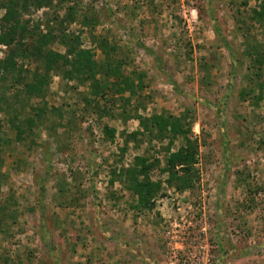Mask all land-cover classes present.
I'll use <instances>...</instances> for the list:
<instances>
[{
  "label": "rangeland",
  "instance_id": "1",
  "mask_svg": "<svg viewBox=\"0 0 264 264\" xmlns=\"http://www.w3.org/2000/svg\"><path fill=\"white\" fill-rule=\"evenodd\" d=\"M51 1L0 0V39L14 38L0 62L19 67L0 76V264H264V77L249 55L264 52V0ZM79 50L105 67L100 94L72 68ZM37 80L45 95L21 110L41 118L18 131L1 102ZM180 117L200 151L183 191L166 174ZM137 172L161 187L152 210Z\"/></svg>",
  "mask_w": 264,
  "mask_h": 264
},
{
  "label": "trees",
  "instance_id": "2",
  "mask_svg": "<svg viewBox=\"0 0 264 264\" xmlns=\"http://www.w3.org/2000/svg\"><path fill=\"white\" fill-rule=\"evenodd\" d=\"M24 3V6L22 5L23 9H27L28 5H32L33 7H41L43 5L49 6L51 5V0H19ZM15 10V9H14ZM26 33V31H24ZM6 35V34H5ZM25 37V36H24ZM24 37L22 39H24ZM11 44L7 42V38L3 36L0 39V45L4 46H11L14 43V38H12ZM22 45V44H21ZM250 48H252L250 55L251 61L253 63L250 67H259L258 72L256 73V76L259 78L264 77V52H262L258 47H253L250 45ZM20 55V54H19ZM77 58L74 59V62L72 64V68L80 73L83 77H85L86 81L91 82V88L94 92H92V95L94 94H100L103 90L102 82L99 80H96V75H98L99 72H102L105 70V67L98 66L97 62L92 60V53L89 51H83L79 50L78 54L76 55ZM75 56V57H76ZM15 57L11 55L10 57L6 58L5 61L0 62V76L9 75L11 73H14L18 71L19 67L18 65L13 61ZM100 68V69H98ZM107 75L109 74V69ZM8 77V76H7ZM89 77V78H88ZM42 82H46V80L43 81H35L30 86H26L25 89L27 90L24 95L26 99L20 100L19 97H16L14 101H11L9 99H4L1 103L4 104V106H8V110H11L14 112V118L12 121V126L15 127L18 131L22 130V126L27 124L28 127H31L36 123V120H39L41 118V114L37 112V109L32 108L33 115L26 116L21 109L26 108V101H29L31 99H39L42 98L45 95L46 88L45 85ZM261 89H264V81H262L259 84ZM33 99V100H34ZM22 102V105H19V103ZM30 102V101H29ZM18 107V109H16ZM40 112L41 111V108ZM0 111H2V106L0 104ZM185 119L182 117L175 118L171 125L169 127L165 128V131H170V135L174 140L180 138L184 141V144L176 151L175 153L170 154L169 158L167 159L166 163V174L169 176V180L177 181L179 182L178 186L181 191L185 189L194 188L195 185L200 181V171L198 169L199 165V146L197 142H194L190 137V128H185L184 125ZM115 132L110 131L108 132V135L110 138L114 137ZM136 163L138 166H142L144 170L146 169H152L150 167L152 166H146V160L137 158ZM137 167L131 169L130 171H136ZM136 169V170H135ZM142 178V180H141ZM135 180V187L137 189L138 194V209L140 210H152L154 205V199L156 195L158 194L159 190L161 189L160 185L152 182V180L149 177V174L147 172H137L136 179Z\"/></svg>",
  "mask_w": 264,
  "mask_h": 264
}]
</instances>
